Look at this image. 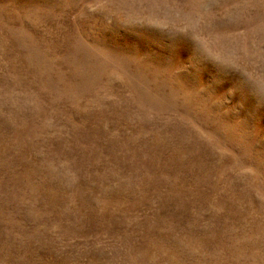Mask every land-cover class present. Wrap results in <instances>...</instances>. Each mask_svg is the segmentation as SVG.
I'll return each mask as SVG.
<instances>
[{
    "label": "rangeland",
    "instance_id": "obj_1",
    "mask_svg": "<svg viewBox=\"0 0 264 264\" xmlns=\"http://www.w3.org/2000/svg\"><path fill=\"white\" fill-rule=\"evenodd\" d=\"M0 264H264V0H0Z\"/></svg>",
    "mask_w": 264,
    "mask_h": 264
}]
</instances>
